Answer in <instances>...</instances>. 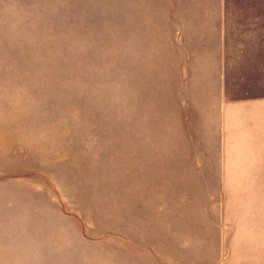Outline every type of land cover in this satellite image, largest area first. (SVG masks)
Listing matches in <instances>:
<instances>
[{"label": "rangeland", "instance_id": "rangeland-1", "mask_svg": "<svg viewBox=\"0 0 264 264\" xmlns=\"http://www.w3.org/2000/svg\"><path fill=\"white\" fill-rule=\"evenodd\" d=\"M158 11L0 0V264H221L229 247L246 264L264 245V179L198 166Z\"/></svg>", "mask_w": 264, "mask_h": 264}, {"label": "crops", "instance_id": "crops-1", "mask_svg": "<svg viewBox=\"0 0 264 264\" xmlns=\"http://www.w3.org/2000/svg\"><path fill=\"white\" fill-rule=\"evenodd\" d=\"M157 7L172 35L160 63L178 68L205 146L198 166L215 171L210 177L264 179V0H157ZM253 225L261 229L250 240L264 243V219ZM244 249L246 264H264V245ZM236 257L229 247L221 264Z\"/></svg>", "mask_w": 264, "mask_h": 264}]
</instances>
